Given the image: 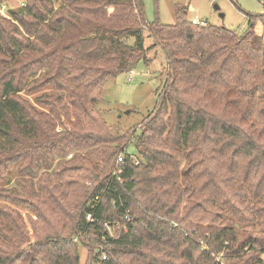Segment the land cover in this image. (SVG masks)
<instances>
[{
    "label": "trees",
    "instance_id": "obj_1",
    "mask_svg": "<svg viewBox=\"0 0 264 264\" xmlns=\"http://www.w3.org/2000/svg\"><path fill=\"white\" fill-rule=\"evenodd\" d=\"M187 12L161 25L142 0H26L0 17V184L18 168L0 189V264H80L82 250L97 264L120 205L134 223L98 264H264V14L239 34ZM156 50L162 94L138 134L119 132L103 87ZM25 89H45L44 109Z\"/></svg>",
    "mask_w": 264,
    "mask_h": 264
},
{
    "label": "rangeland",
    "instance_id": "obj_2",
    "mask_svg": "<svg viewBox=\"0 0 264 264\" xmlns=\"http://www.w3.org/2000/svg\"><path fill=\"white\" fill-rule=\"evenodd\" d=\"M55 6L64 0H53ZM145 20L153 23L158 20L161 25H172L177 8L187 9L189 21L195 20L208 25L223 27L241 34L247 30L246 14H263L262 0H142ZM26 0H0V17L11 20L9 12L25 6ZM214 5L218 10L214 9ZM220 14L223 17H220ZM14 24L15 22L12 21ZM152 40L145 42V47L151 45ZM150 52L148 58L151 63L147 66L138 64L132 71L134 75L129 80L128 72L106 82L101 92L97 108L103 114L109 126H115L119 132L140 131V125L156 106L162 94L165 83V58L161 50ZM44 90L32 92L26 89L16 95V98L34 105L38 110L44 109L35 105V98H41ZM126 154L136 156L132 144L126 148ZM68 158V157H67ZM17 166L9 173L8 185L0 184V189L13 187L18 178ZM25 219V211H19ZM26 222V221H25ZM246 252H248L246 250ZM264 256H261L263 259ZM86 261V252H80V264Z\"/></svg>",
    "mask_w": 264,
    "mask_h": 264
},
{
    "label": "built area",
    "instance_id": "obj_3",
    "mask_svg": "<svg viewBox=\"0 0 264 264\" xmlns=\"http://www.w3.org/2000/svg\"><path fill=\"white\" fill-rule=\"evenodd\" d=\"M264 14V13H263ZM192 24L194 25H200L205 26V23H200L195 20H192ZM134 75V72L131 70L128 72L129 80L132 79ZM71 155L68 156L70 158ZM124 157L125 155L122 154L117 157L113 171L111 173V178L114 179L117 183H122V172H123V163H124ZM131 159L133 160L134 164L137 165V158L134 156H131ZM104 191H102V194ZM98 201V197L94 198V202L96 203ZM93 204V202H92ZM112 207L117 208V205L115 203L111 204ZM119 208H121V215L120 220H113V221H103L99 223L100 225V232H99V240L100 244L97 249L94 250L95 255L98 256V263L104 262L108 259L109 252L107 249L104 248V245H107L108 243H111L112 241L118 240L122 235H125L128 233L129 228L134 223V216L132 215L131 211L129 209H126L123 205H120ZM85 220L93 224L94 219L92 214H86ZM74 244L77 243V240L74 239L72 241ZM97 263V264H98Z\"/></svg>",
    "mask_w": 264,
    "mask_h": 264
},
{
    "label": "water",
    "instance_id": "obj_4",
    "mask_svg": "<svg viewBox=\"0 0 264 264\" xmlns=\"http://www.w3.org/2000/svg\"><path fill=\"white\" fill-rule=\"evenodd\" d=\"M214 9H215V10H218V7L214 5ZM220 17L222 18V17H223V15H222V14H220Z\"/></svg>",
    "mask_w": 264,
    "mask_h": 264
}]
</instances>
